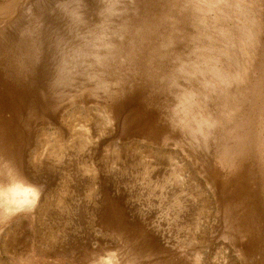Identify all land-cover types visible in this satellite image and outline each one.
Here are the masks:
<instances>
[{
  "label": "rangeland",
  "instance_id": "1",
  "mask_svg": "<svg viewBox=\"0 0 264 264\" xmlns=\"http://www.w3.org/2000/svg\"><path fill=\"white\" fill-rule=\"evenodd\" d=\"M80 3L0 0V264H264V0Z\"/></svg>",
  "mask_w": 264,
  "mask_h": 264
},
{
  "label": "clouds",
  "instance_id": "2",
  "mask_svg": "<svg viewBox=\"0 0 264 264\" xmlns=\"http://www.w3.org/2000/svg\"><path fill=\"white\" fill-rule=\"evenodd\" d=\"M74 3L75 7L72 4H65L61 5V8L72 20L82 22L84 15L80 0H74ZM98 4L96 16L100 21L97 25L100 29H105L114 19L125 15L127 11L125 0H98ZM17 185L22 190L20 196H16L14 193ZM25 193L29 201H39L41 199L42 189L29 183L20 174L17 167L8 162H0V213L15 216L28 211L31 205H21L14 202L15 200L23 199Z\"/></svg>",
  "mask_w": 264,
  "mask_h": 264
},
{
  "label": "bare ground",
  "instance_id": "3",
  "mask_svg": "<svg viewBox=\"0 0 264 264\" xmlns=\"http://www.w3.org/2000/svg\"><path fill=\"white\" fill-rule=\"evenodd\" d=\"M21 192H22V191H21L20 189H17V188H16V189H14V193H15V195H16V196L20 195V194H21ZM14 202H16V203H17V200H15ZM25 203H29V202H28V200H26V201H25Z\"/></svg>",
  "mask_w": 264,
  "mask_h": 264
}]
</instances>
